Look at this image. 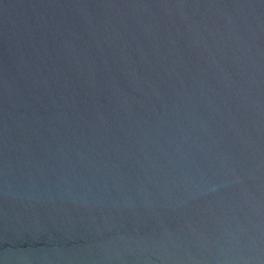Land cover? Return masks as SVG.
<instances>
[{
  "label": "water",
  "instance_id": "1",
  "mask_svg": "<svg viewBox=\"0 0 264 264\" xmlns=\"http://www.w3.org/2000/svg\"><path fill=\"white\" fill-rule=\"evenodd\" d=\"M0 264H264V0H0Z\"/></svg>",
  "mask_w": 264,
  "mask_h": 264
}]
</instances>
